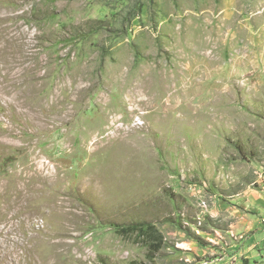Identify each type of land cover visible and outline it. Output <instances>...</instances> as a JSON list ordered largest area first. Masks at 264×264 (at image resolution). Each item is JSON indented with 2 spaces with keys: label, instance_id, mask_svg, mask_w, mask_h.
Instances as JSON below:
<instances>
[{
  "label": "rangeland",
  "instance_id": "rangeland-1",
  "mask_svg": "<svg viewBox=\"0 0 264 264\" xmlns=\"http://www.w3.org/2000/svg\"><path fill=\"white\" fill-rule=\"evenodd\" d=\"M263 187L264 0H0V264H264Z\"/></svg>",
  "mask_w": 264,
  "mask_h": 264
},
{
  "label": "crops",
  "instance_id": "crops-1",
  "mask_svg": "<svg viewBox=\"0 0 264 264\" xmlns=\"http://www.w3.org/2000/svg\"><path fill=\"white\" fill-rule=\"evenodd\" d=\"M231 201L235 206L229 205L227 209L233 215L234 221L227 233L236 237L244 232H251L244 241L232 244L231 247H236L246 257L260 255L259 260L263 258L264 261V187L260 190L251 189L243 197L239 195Z\"/></svg>",
  "mask_w": 264,
  "mask_h": 264
},
{
  "label": "trees",
  "instance_id": "trees-1",
  "mask_svg": "<svg viewBox=\"0 0 264 264\" xmlns=\"http://www.w3.org/2000/svg\"><path fill=\"white\" fill-rule=\"evenodd\" d=\"M131 230H135L138 231L139 235H142L144 238H147L148 240H150V245H153L155 247V250L158 251L162 245H163V237L160 234V232H158L156 230V228L152 225H145L144 227H130V226H123L122 228H120V231L122 233L124 232H129ZM156 235V236H155Z\"/></svg>",
  "mask_w": 264,
  "mask_h": 264
},
{
  "label": "built area",
  "instance_id": "built-area-1",
  "mask_svg": "<svg viewBox=\"0 0 264 264\" xmlns=\"http://www.w3.org/2000/svg\"><path fill=\"white\" fill-rule=\"evenodd\" d=\"M263 220H264V218H263ZM261 262H263V263H264V261H263V258L261 259Z\"/></svg>",
  "mask_w": 264,
  "mask_h": 264
}]
</instances>
